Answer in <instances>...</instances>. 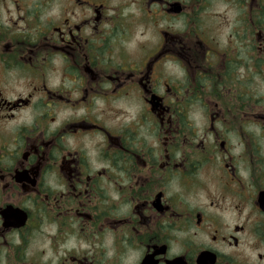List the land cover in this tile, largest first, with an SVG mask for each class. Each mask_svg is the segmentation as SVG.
<instances>
[{
	"label": "flooded vegetation",
	"instance_id": "1",
	"mask_svg": "<svg viewBox=\"0 0 264 264\" xmlns=\"http://www.w3.org/2000/svg\"><path fill=\"white\" fill-rule=\"evenodd\" d=\"M212 1L0 0V264H264V0Z\"/></svg>",
	"mask_w": 264,
	"mask_h": 264
},
{
	"label": "rangeland",
	"instance_id": "2",
	"mask_svg": "<svg viewBox=\"0 0 264 264\" xmlns=\"http://www.w3.org/2000/svg\"><path fill=\"white\" fill-rule=\"evenodd\" d=\"M212 3H213L212 11L214 13H219L228 22H230L234 19V13L229 10L228 5L225 6L224 4H222L221 2H219L217 0H213ZM157 24L158 23L142 24L140 27H136L135 29H132V35L130 34L128 36V39L123 44V47L126 50H130V52L132 53L137 49L136 46H141L143 49V52L147 53V55L154 53L159 42H161V37H160L161 30L167 29V26L169 28H177V26H180L181 21L178 23H173V24H169V25H167V24L157 25ZM139 41H140V43L141 42L142 43L138 44ZM144 43H145V45H144ZM185 46H186L185 42L181 41L180 43L176 44L175 50L176 49L177 50L184 49L183 51H186L187 48H185ZM166 49L172 50L173 46L168 43ZM135 57H136V59H138L139 54H136ZM131 60H132V58H131ZM111 62H113L114 65H117V63H118L117 60H113V59ZM163 68H164L165 72H167L168 74L171 73L177 77L179 76L178 72L173 70V67L169 62H164ZM164 75H166V74L164 73ZM247 77H249V79L245 83L249 85L248 91L253 89L254 91L257 92V94L259 96H263V98H264V81H262V78H264V69L263 68L260 69V76L258 79H255V77H252L251 75H248ZM247 77H245V79ZM254 91L253 92L250 91V92L255 93ZM258 105L260 106L261 112H263L262 111V110H264L263 103H260ZM195 127H196V131H197V136H199V137L202 136L203 131H206V125L204 124V122H201L199 120H196Z\"/></svg>",
	"mask_w": 264,
	"mask_h": 264
}]
</instances>
